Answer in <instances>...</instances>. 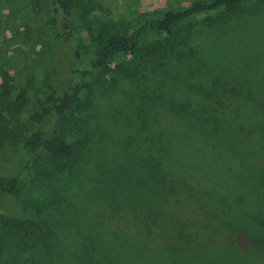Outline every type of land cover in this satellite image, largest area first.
Listing matches in <instances>:
<instances>
[{
  "label": "rangeland",
  "instance_id": "rangeland-1",
  "mask_svg": "<svg viewBox=\"0 0 264 264\" xmlns=\"http://www.w3.org/2000/svg\"><path fill=\"white\" fill-rule=\"evenodd\" d=\"M189 1L74 0L70 23H62V38L56 40L48 26V0H0V173H18L21 178L18 194L0 193V210L34 217L45 225L44 230L24 233L26 239H19L18 246L14 244L15 231L1 232V264H264V222L254 227L264 215V195L252 201L243 220L227 214L225 221L232 225L228 244H209V226L190 238L165 239L159 233L151 250L125 247V260L98 258L84 245L77 247L71 236L78 237L79 221L73 203L95 214L107 205L104 197L95 200L94 180L65 168L55 169V162L41 156L26 162L19 151V134L26 129H55L52 117L32 125L29 116L50 88L65 87L73 55V61L90 58L95 48L93 34L100 24L111 33H126L144 18L160 16ZM237 11L232 18L212 23L208 20L222 16L225 9L201 13L175 22L169 32H150L134 52L114 54L109 59L110 72L94 70L96 79L85 81L78 97L83 116L89 114V134L94 141L90 145L91 172H95L94 160L102 152L123 162L125 151L118 157L110 140L125 138V109H130L133 100L147 102L150 92L166 89L177 94L179 89L191 87L198 90L195 99L206 107H214L215 98L211 101L205 95H217L221 89L233 90L234 94L229 93L235 105L245 103L250 91L264 92V1L241 0ZM158 41L170 44L149 62H142L147 48ZM260 98L264 100V96ZM160 120L167 122L161 115ZM261 120L263 125L264 115ZM69 133L70 138L80 135L73 125ZM202 188L203 182L195 183V189ZM194 199L203 201L204 197L197 193ZM200 207L187 213L199 216ZM58 219L65 243L56 249L62 255L45 257L37 244L43 231L53 229ZM226 236L222 233L220 238Z\"/></svg>",
  "mask_w": 264,
  "mask_h": 264
},
{
  "label": "trees",
  "instance_id": "trees-1",
  "mask_svg": "<svg viewBox=\"0 0 264 264\" xmlns=\"http://www.w3.org/2000/svg\"><path fill=\"white\" fill-rule=\"evenodd\" d=\"M240 1L192 0L160 16L144 18L126 33H111L105 24H100L93 34L95 48L90 58L73 61V55L65 87L50 88L38 109L30 114L32 125L52 117L55 129L29 128L19 134V151L26 162L41 156L55 162V169L65 168L92 178L95 200L106 199L107 205L103 204L97 214L73 203L79 221L78 237L71 236L76 238L77 247L84 245L90 254L108 261L125 260L128 257L125 247L132 251L151 250L159 233L165 239L190 238L209 226L212 232L209 244H228L232 225L225 221L227 214L243 220V216L249 215L247 208L253 205L252 201L264 195V124L261 125L264 100L260 98L263 91L257 94L250 91L245 103L237 105L231 104L233 90L221 89L217 95H205L211 101L215 98L214 107L198 102L195 99L198 90L191 87L181 88L177 94L159 89L150 92L147 102L143 98L133 100L130 109H125V138L110 140L118 157L125 151L123 162L116 160L114 154L108 158L102 152L94 160L95 172L89 170L90 145L94 143L89 134V114L83 116L82 104L78 102L85 81L96 79L94 70L101 74L110 72L109 59L116 53L134 52L146 34L169 32L177 21L218 9H225L226 13L208 22L227 20L239 13ZM48 2L51 6L48 26L54 39L59 40L62 23H70L74 0ZM168 44L158 41L147 48L142 62L161 54ZM159 114L167 118L166 123ZM72 125L80 135L70 138ZM196 182H203L204 188L195 189ZM20 183L18 173H0L1 194H18ZM197 193L204 197L203 201H195ZM198 205H201L199 216L187 213ZM61 222L58 219L53 229L43 231L40 236L37 245L45 257L51 258L53 253L62 255L56 249L65 243L59 234ZM263 222L264 215L254 227ZM38 229H45L42 221L0 210V233L15 231L17 246L19 239H26L24 233ZM222 233L227 236L221 239ZM254 241L256 236L250 243L254 245Z\"/></svg>",
  "mask_w": 264,
  "mask_h": 264
}]
</instances>
